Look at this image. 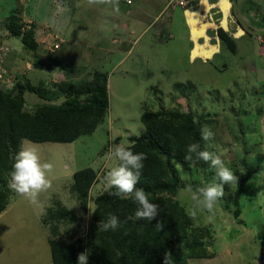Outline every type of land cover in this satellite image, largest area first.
Here are the masks:
<instances>
[{
    "label": "rangeland",
    "instance_id": "rangeland-1",
    "mask_svg": "<svg viewBox=\"0 0 264 264\" xmlns=\"http://www.w3.org/2000/svg\"><path fill=\"white\" fill-rule=\"evenodd\" d=\"M252 1L242 4L250 13L255 10ZM168 3L119 0L116 11L111 5H89L87 0H0V55L12 81L5 86L14 85L16 77L23 80L22 72L7 60L12 51L24 57L23 67L25 61L34 59V52L26 49L6 26L12 11L21 9L25 22L36 23L37 37L43 30L45 34L57 32L65 40L53 56V69H48L50 63L37 69L42 79H51L48 85L59 83L66 76L89 80L101 70L108 73L110 99L106 116L91 134L73 142L24 139L28 146L38 149L41 163L53 164L49 174L52 187L39 194L36 204L11 193L7 209L0 214V264L52 261L50 230L43 217L57 204L75 211L78 217L73 223H62L60 232L70 241L85 234L95 207L94 198L109 188L104 177L118 163L109 151L113 145L130 143V136L144 132L141 116L147 108L192 111L202 120L203 128L214 134L204 140L206 150L220 156L237 178L247 169L252 173L240 196L241 222L234 216L237 182L223 185L225 195L218 200L214 214L197 209L196 224L212 232L207 239L211 256L193 258L189 263L264 264V42L259 40L264 31L253 30L241 40L237 56L224 48L213 60L191 59L182 11L178 6L168 8ZM136 18L141 25L132 26ZM199 53H205L200 52V46L194 55ZM240 53L247 65L243 72L232 67L236 60L240 63ZM24 98L29 110L44 103L30 91L24 93ZM63 100L61 97L57 102ZM87 167L97 172L98 179L90 191L86 211L72 185L74 173ZM180 175L184 182L200 187L213 181L215 169L209 163L180 167ZM187 189H181L177 198L188 210L194 201Z\"/></svg>",
    "mask_w": 264,
    "mask_h": 264
},
{
    "label": "trees",
    "instance_id": "trees-1",
    "mask_svg": "<svg viewBox=\"0 0 264 264\" xmlns=\"http://www.w3.org/2000/svg\"><path fill=\"white\" fill-rule=\"evenodd\" d=\"M12 36L19 37L26 49L37 56L40 40L36 23L23 20L21 9L12 11L7 19ZM217 34L222 46L230 52L238 51L236 39L222 27ZM264 37V36H263ZM264 42V39H263ZM52 55V54H47ZM0 88V214L9 203L13 192L8 188L9 173L21 140L34 142H73L83 135L93 133L106 116L109 105L108 73L97 70L89 80L66 78L59 83L34 84L28 79H18L14 85L2 82ZM5 84H7L5 86ZM30 91L44 100L35 109L26 108L24 93ZM61 97L63 101L57 102ZM145 130L129 137V147L143 152L147 159L138 188H143L151 202L158 204V216L153 221L137 220V204L132 197L120 199L110 195L115 189H106L94 198L95 207L83 236L70 241L60 232L62 223H73L78 217L75 211L57 204L50 207L43 222L49 226V264H77V254L88 252V264H190L193 258L210 257L207 239L212 236L208 227L196 224L177 194L183 188L198 186L184 182L180 167L207 166L204 161L192 164L186 161L187 146L197 143L206 150L201 138L204 124L192 111L178 109H145L142 116ZM193 159L195 160V154ZM252 173L247 169L238 175L233 195L236 206L234 216L241 214L240 196ZM72 190L81 207L89 209L90 191L98 174L91 168H83L73 175ZM230 202H228V205ZM109 214L116 215L120 227L104 231L102 223ZM157 222H159L157 226ZM99 225H101L99 227ZM71 230H74L72 227ZM66 234L72 235L66 230Z\"/></svg>",
    "mask_w": 264,
    "mask_h": 264
},
{
    "label": "clouds",
    "instance_id": "clouds-1",
    "mask_svg": "<svg viewBox=\"0 0 264 264\" xmlns=\"http://www.w3.org/2000/svg\"><path fill=\"white\" fill-rule=\"evenodd\" d=\"M127 2L131 3V0H127ZM87 3L89 5H111L116 11H119V0H87ZM213 135V132L207 127L201 130V138L205 141L213 138ZM187 153L185 156L186 161L192 164H195L197 161H204L215 169L213 181L197 187L195 190L191 186L187 189L192 193L191 198L194 201V206L188 209V214L190 217L195 218L197 209L207 210L209 213L214 214L218 200L225 195L223 185L237 182L238 178L220 156L207 150H200V145L197 143L189 144L187 146ZM192 154H195V160ZM109 156L114 157L118 161L115 166L107 171L104 177L107 186L110 189H115V191L110 192V195L119 197L120 199L132 197L133 201L137 204L135 211L137 220L151 222L156 219L159 214V205L150 201L145 189L137 187L144 167L143 162L147 159L146 154L134 152L129 147V142L121 141L120 144L112 146ZM13 159L14 162L9 173L10 181L8 188L24 197L30 203L36 204L39 194L52 187L49 174L53 171V164L50 162L41 163L38 149L28 146V142L23 139ZM158 224L159 222H157V226ZM119 227L120 220L113 214H109L107 221L102 223L104 231H115ZM167 256L168 254H166L165 264H168ZM88 260L89 254L87 250L77 254V264H88Z\"/></svg>",
    "mask_w": 264,
    "mask_h": 264
},
{
    "label": "crops",
    "instance_id": "crops-1",
    "mask_svg": "<svg viewBox=\"0 0 264 264\" xmlns=\"http://www.w3.org/2000/svg\"><path fill=\"white\" fill-rule=\"evenodd\" d=\"M168 1L169 0H166V3ZM245 1L246 0H190V3L187 6H178V8L182 11L186 31L189 35V55L191 59L198 58L203 61H210L222 53V50L225 47L222 46L221 40L217 34L219 27H222L236 39L238 51L233 53L235 56L239 54V46L241 44L240 41H244L246 37L250 36L251 31H264V0L252 1L255 6V10H253L252 13L242 7V4H244ZM192 13H197L196 18L193 17L190 19L189 14ZM171 14L169 17L172 16ZM192 20L196 21L195 24L192 23ZM170 23L171 26H174L173 19H171ZM137 25H141L140 19L138 18L133 21L132 26ZM160 29L162 28L160 27ZM169 35L171 37H175V34L172 32H170ZM62 37L63 36L57 32H49L48 34H45L43 30H39L38 40H40V48L37 56L34 54L33 62H31V60H27L25 61V67H23L24 62L22 61L24 60V57L18 56L13 51L12 55L10 54L7 57V60L12 65L17 66L19 72H22L23 79H28L31 82H34V79L38 83L45 82L48 85L49 82H51V79L46 82L42 79L37 69L39 67L44 68L46 63L51 64L48 69H53V56L56 55L65 42ZM262 37L263 36H259L260 43L263 41ZM55 42H58L60 47L54 52V54L47 56V46L52 45V43ZM198 46H200V52H205L204 54L199 53L194 55V51ZM243 57V54L240 53V63L236 60L232 66L241 70V72L247 69V65L242 61ZM223 67H226V65L224 64ZM16 79L20 78L16 77Z\"/></svg>",
    "mask_w": 264,
    "mask_h": 264
},
{
    "label": "built area",
    "instance_id": "built-area-1",
    "mask_svg": "<svg viewBox=\"0 0 264 264\" xmlns=\"http://www.w3.org/2000/svg\"><path fill=\"white\" fill-rule=\"evenodd\" d=\"M168 8L175 6H187L190 0H169ZM60 47L58 42L52 43V45L47 46V54L54 53ZM0 79L2 82H12L10 76H8V71L2 65V58L0 55ZM10 84V83H9Z\"/></svg>",
    "mask_w": 264,
    "mask_h": 264
}]
</instances>
